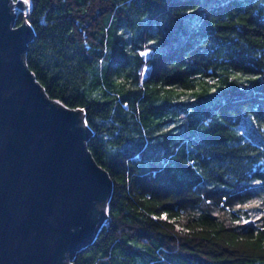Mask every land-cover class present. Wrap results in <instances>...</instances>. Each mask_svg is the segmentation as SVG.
<instances>
[{
    "label": "trees",
    "instance_id": "1",
    "mask_svg": "<svg viewBox=\"0 0 264 264\" xmlns=\"http://www.w3.org/2000/svg\"><path fill=\"white\" fill-rule=\"evenodd\" d=\"M29 2L25 64L113 184L71 263L264 264V0Z\"/></svg>",
    "mask_w": 264,
    "mask_h": 264
},
{
    "label": "water",
    "instance_id": "2",
    "mask_svg": "<svg viewBox=\"0 0 264 264\" xmlns=\"http://www.w3.org/2000/svg\"><path fill=\"white\" fill-rule=\"evenodd\" d=\"M30 0H0V264H72L107 221L113 184L82 108L51 100L24 57Z\"/></svg>",
    "mask_w": 264,
    "mask_h": 264
},
{
    "label": "rangeland",
    "instance_id": "3",
    "mask_svg": "<svg viewBox=\"0 0 264 264\" xmlns=\"http://www.w3.org/2000/svg\"><path fill=\"white\" fill-rule=\"evenodd\" d=\"M17 1V0H14ZM215 85L213 87H209V90L212 91H223L226 90L227 85L221 84V82H214ZM197 87H199V85H197ZM196 87V91L198 92L200 89Z\"/></svg>",
    "mask_w": 264,
    "mask_h": 264
}]
</instances>
